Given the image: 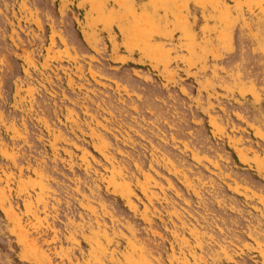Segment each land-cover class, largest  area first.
Masks as SVG:
<instances>
[{"label": "rangeland", "instance_id": "obj_1", "mask_svg": "<svg viewBox=\"0 0 264 264\" xmlns=\"http://www.w3.org/2000/svg\"><path fill=\"white\" fill-rule=\"evenodd\" d=\"M0 264H264V0H0Z\"/></svg>", "mask_w": 264, "mask_h": 264}]
</instances>
